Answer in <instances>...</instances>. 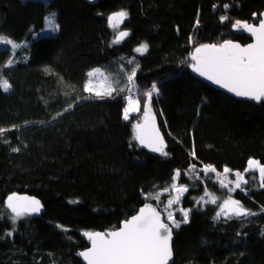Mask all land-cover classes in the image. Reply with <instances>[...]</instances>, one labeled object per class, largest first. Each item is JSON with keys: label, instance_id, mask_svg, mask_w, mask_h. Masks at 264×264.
<instances>
[{"label": "trees", "instance_id": "trees-1", "mask_svg": "<svg viewBox=\"0 0 264 264\" xmlns=\"http://www.w3.org/2000/svg\"><path fill=\"white\" fill-rule=\"evenodd\" d=\"M51 11L58 34L37 37ZM121 11L120 32L129 35L116 43L108 18ZM263 11L264 0H0V35L21 45L0 47V79L11 85L0 88V264H84L77 254L89 246L86 233L118 228L148 201L166 217L163 191L177 171L189 186L180 207L190 211L187 223L177 211L172 264H264L256 173L247 174V192L232 194L255 215L216 219L229 194L204 171L264 165V102L236 99L192 72L196 48L247 44L234 25L257 23ZM143 43L147 51L137 53ZM133 56L141 101L159 88L151 103L166 156L135 139L136 114L123 118L126 93L85 91L91 69L115 70ZM15 193L36 196L42 213L13 223L7 198ZM206 193L217 203L201 201L211 199Z\"/></svg>", "mask_w": 264, "mask_h": 264}, {"label": "snow or ice", "instance_id": "snow-or-ice-1", "mask_svg": "<svg viewBox=\"0 0 264 264\" xmlns=\"http://www.w3.org/2000/svg\"><path fill=\"white\" fill-rule=\"evenodd\" d=\"M227 7V5H225ZM52 14L47 17V29L52 31H59L60 25L54 19ZM127 13L124 11L114 13L110 16L109 24L115 28L119 23H123L126 19ZM226 16H222L221 20H227ZM234 27L244 29L252 33L256 37V43L250 44L247 47H241L239 44H234L231 41H225L223 44L216 45H203L196 48V54L192 59L197 63L193 65L194 70L199 75L206 77L208 80L220 85L230 93L236 96L247 97L253 101L264 100V20L259 22V27H254L247 23L236 21ZM129 35L127 31H121L117 37L116 43H119ZM0 44L10 46L11 50L21 47L20 44L13 42L10 38L0 35ZM137 53H145L147 45L143 44L135 49ZM134 59V58H133ZM132 63V61H129ZM13 60L9 59L5 67H12ZM135 67L127 75V83L133 84L136 76ZM97 75L103 76L100 69H94L88 73V76L95 77ZM0 88L7 92L11 85L6 79H0ZM90 96L94 95L97 98H104L105 96H112L118 89L108 84L107 87L97 88L89 79L85 86ZM159 95V88L156 84H152L151 88L142 95L146 98L145 102L148 107V112L145 113V125L136 124L135 139L141 145L150 147L153 151L160 152L162 155H167L164 151L163 141L159 133L155 130L154 125L148 126L149 113L151 112V101L153 95ZM128 106L124 109L123 118L129 119L130 112L140 111L139 99H134L131 95L126 97ZM72 107V105H69ZM67 111V109H65ZM60 115V113H58ZM4 129H0L2 133ZM19 149H14L18 151ZM195 170V166H193ZM205 172H216V169L211 166H206ZM246 172L259 173L260 184L264 187V165H261L256 160H249ZM232 172L231 169L225 168L223 174L227 176ZM220 175V174H218ZM236 179L225 183L220 180L222 188H228L229 184H234V187L229 189L235 191L236 189L243 190V185L248 181L244 179V174L241 172L234 173ZM180 172H176V178H179ZM255 178V177H253ZM177 193L188 191L186 186L178 187L175 189ZM210 196L209 201H205L204 197L200 200L205 203H217V198L212 196L211 193H206ZM178 200V198H177ZM176 201H170L173 203ZM7 208L11 210L12 221L30 213H36L40 210V203L38 200L30 199L27 197H20L16 195L7 198ZM184 216V223L188 222V212L190 210H181ZM249 215H255L248 209L244 208L239 201L232 199L230 196L225 199L220 205V210L217 212L216 219L221 216L227 218H243ZM2 218V217H0ZM168 220L172 222L175 227L180 226L171 213L168 214ZM11 235V233H8ZM85 235L92 242V246L85 252L80 253L81 256L88 262V264H168L171 259V235L172 227L165 223L151 205H145L144 208L139 210V214L133 216L130 220L125 221L123 227L119 231H113L108 234L104 233H86Z\"/></svg>", "mask_w": 264, "mask_h": 264}, {"label": "rangeland", "instance_id": "rangeland-1", "mask_svg": "<svg viewBox=\"0 0 264 264\" xmlns=\"http://www.w3.org/2000/svg\"><path fill=\"white\" fill-rule=\"evenodd\" d=\"M45 1H47V0H45ZM52 14H55L54 15V19H55L56 12H54V11L49 12L47 14L46 18L47 17H50ZM46 29H47V20L45 19V25H44V27L42 28V30H40L36 34V36L37 37H39V36H55V35L58 34V31H52V30H46ZM114 29H116L117 30V34H119V32L121 30L120 29V23ZM143 44H146L147 45V43H143ZM1 46H4V45L0 44V47ZM140 46H138V47H140ZM147 49H148V45H147ZM122 61H124V63H117V67L118 68H115V70H111L109 68H104L102 66H97V67L91 69L89 72L93 71L94 69H100V71L103 74V76L97 75L95 77H91V78L89 77V79L92 80L93 85L95 87H97V88H100L102 86L103 87H107L108 84H111L112 87L118 89L117 93H119V94L120 93H126V97H128L129 95H131L134 99H137V98L139 99V101H140V111L139 112H130L129 113V119L131 118V116L133 114H136L135 115V122H134V132H135V136H136V128H135V126H136V124H140L141 125L145 121L144 115H145L146 112H148V107H147L146 102H145L146 98H144L143 101H141V99L139 98L140 90H139L138 86H136L135 83H133V84L127 83V79H126L127 78V75L130 74V72H131V70L133 69L134 66H136L135 67V70L137 71V66L138 65H137L136 57L133 56V57H130L129 59L123 58ZM129 61H132V63H129ZM134 82H135V80H134ZM114 93H116V92H114ZM127 106H128V101L126 99L125 108ZM123 115H124V110H123ZM152 115L155 118L154 108H153L152 103H151V112L149 113V118ZM250 160H256V159H250ZM235 172H237V171H232V172L228 173L227 176H225L223 174V171H221V172L216 171V172H213V173H214L215 178L217 179V181H218V183L220 185V180H224L225 183H228L229 181H234L236 179V177L234 175ZM189 173L192 174V172H189ZM249 173H251V172H246V171L243 172L244 179H246L248 181V183H249V177H248L247 174H249ZM255 173H256V176H257L256 179H258L260 181L258 171H256ZM218 174H220V175H218ZM175 178H176V176H175ZM250 178L251 179H254L253 178V175H251ZM176 179L178 180V178H176ZM177 180L172 184V186L169 189L163 191V193H167V195H168L167 196L166 207H164L165 213H166V217L165 218L167 219L168 214L171 213L173 215L174 219L177 222H179L177 220V211H179L180 214L183 215V212L181 211L183 208L180 207V203L182 201L183 196L185 195V193L187 191L186 192L177 193V191L175 189L178 188V187H182V186H186L187 189H188L189 186L188 185H185V184H180ZM247 184L246 185H243V190H241V191L247 192ZM233 187H234V184H229V187L228 188H225V189H227L228 194H229L225 199H227L230 196L232 199L236 200L232 196V194L235 191L240 190V189H236L235 191H230L229 189H231ZM177 198H178V200H177ZM170 201H176V202L169 203ZM183 210L187 211V209H183ZM168 221L170 222V224H172V222L170 220H168Z\"/></svg>", "mask_w": 264, "mask_h": 264}, {"label": "water", "instance_id": "water-1", "mask_svg": "<svg viewBox=\"0 0 264 264\" xmlns=\"http://www.w3.org/2000/svg\"><path fill=\"white\" fill-rule=\"evenodd\" d=\"M88 1L91 2V3H97V2L100 1V0H88ZM112 15H113V14H112ZM112 15H110V16H112ZM110 16H109V17H110ZM261 20H264V11L261 13V16H260V20H259V22H260ZM259 22H257V23H252V24H249V25H252V26H254V27H259ZM239 30H240L241 32H243V33H244V34L250 39V41H249L247 44H242V43L239 42V41L231 40L232 43H234V44H239L241 47H247V46L250 45V44H255V43H256V37H255L252 33H250V32L247 31V30H244V29H242V28L239 29ZM223 43H224V42H223ZM223 43H222V44H223ZM205 45H216V44H205ZM220 45H221V44H220ZM202 46H203V45H202ZM216 46H219V45H216ZM200 47H201V46H200ZM195 54H196V50L194 51V54H193V55H195ZM193 61H194V64H193V65H195L197 62H196L195 60H193ZM192 72H193L194 76L197 77L199 80H201V81L207 83L208 85H210V86L216 88L217 90H220V91H223V92L227 93L228 95H230V96H232V97H234V98H236V99H240V100H244V101H249V102H253V103H256V104H261L262 102H264V100H261V101H253V100H251V99H249V98H247V97L236 96L234 93H230V92H228L226 89H224V88L221 87L220 85L214 83L213 81L208 80L206 77L199 75V73H197V72L194 70L193 67H192ZM147 123H148V126H149V127H152V126L154 125L155 130L159 133V136H160V138H161L162 141H163V145H165V138H164V135L162 134L161 130L159 129V127H158V123H157V121H156V119L154 118L153 115L149 118V120H148ZM141 125H142V126L145 125V121H144ZM143 146H144V145H143ZM144 147H145L148 151H150V152H152V153H158V152H156V151H153L150 147H147V146H144ZM12 195H16V196H20V197H27V198H30V199L38 200L39 203H40V210H39V212L31 213V214H34V215L38 216V215H40V214L42 213L43 206H42L40 200H39L36 196L25 195V194H17V193L12 194ZM12 195H10V196H12ZM145 205H151L153 208H155L156 211L160 213L161 219H162L165 223L169 224V225L172 227V235H171V241H170V247H171V259H170L169 262H168V264H172L173 261H174V252H173V247H172V245H173V239H174L173 226H172L168 221H166L164 214L160 211V209L158 208V206L155 205L153 202L148 201V202L144 203V204H143V205L137 210V212H136L135 214H133L132 216H130L128 219L122 221V222L120 223V226H119L118 228H116V229H114V230H110V231H108V232L97 231V232H94V233H104V234H108V233L113 232V231H119V230L123 227L124 222L130 220L133 216L138 215V214H139V210L142 209V208H144ZM88 239H89V238H88ZM91 246H92V242H91V240L89 239V246H88V248L85 249L84 251H81L80 253L87 251L88 249L91 248ZM80 253H78L77 256L82 260V262H83L84 264H88V262L84 259L83 256L80 255Z\"/></svg>", "mask_w": 264, "mask_h": 264}]
</instances>
